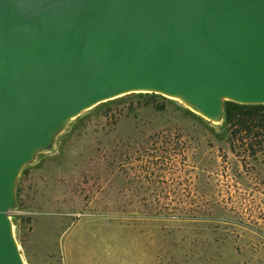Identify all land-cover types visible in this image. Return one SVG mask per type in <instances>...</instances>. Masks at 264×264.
<instances>
[{"label": "rangeland", "instance_id": "374dc122", "mask_svg": "<svg viewBox=\"0 0 264 264\" xmlns=\"http://www.w3.org/2000/svg\"><path fill=\"white\" fill-rule=\"evenodd\" d=\"M228 135L160 95L94 107L20 176L25 263L264 264V150Z\"/></svg>", "mask_w": 264, "mask_h": 264}, {"label": "water", "instance_id": "95a60500", "mask_svg": "<svg viewBox=\"0 0 264 264\" xmlns=\"http://www.w3.org/2000/svg\"><path fill=\"white\" fill-rule=\"evenodd\" d=\"M130 94L219 131L226 102L264 105V0H0V264H26L11 216L23 170Z\"/></svg>", "mask_w": 264, "mask_h": 264}, {"label": "trees", "instance_id": "16d2710c", "mask_svg": "<svg viewBox=\"0 0 264 264\" xmlns=\"http://www.w3.org/2000/svg\"><path fill=\"white\" fill-rule=\"evenodd\" d=\"M224 113V126L229 132L228 143L232 151L236 143L245 145L252 156L264 150V105L241 106L226 102Z\"/></svg>", "mask_w": 264, "mask_h": 264}]
</instances>
